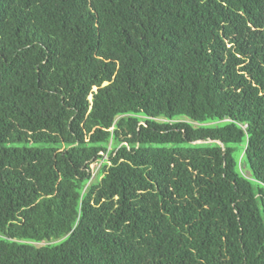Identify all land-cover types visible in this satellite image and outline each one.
I'll return each instance as SVG.
<instances>
[{
    "label": "trees",
    "instance_id": "16d2710c",
    "mask_svg": "<svg viewBox=\"0 0 264 264\" xmlns=\"http://www.w3.org/2000/svg\"><path fill=\"white\" fill-rule=\"evenodd\" d=\"M0 264H264V0H0Z\"/></svg>",
    "mask_w": 264,
    "mask_h": 264
},
{
    "label": "rangeland",
    "instance_id": "374dc122",
    "mask_svg": "<svg viewBox=\"0 0 264 264\" xmlns=\"http://www.w3.org/2000/svg\"><path fill=\"white\" fill-rule=\"evenodd\" d=\"M242 159V158H241ZM93 172H94V175H96L99 171V168H100V164L99 163H95L91 166ZM243 168H244V171H243V174L246 176V177H251L250 175V171L248 169H245L246 167L243 165ZM43 244H40L38 246H42Z\"/></svg>",
    "mask_w": 264,
    "mask_h": 264
}]
</instances>
